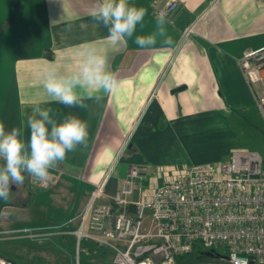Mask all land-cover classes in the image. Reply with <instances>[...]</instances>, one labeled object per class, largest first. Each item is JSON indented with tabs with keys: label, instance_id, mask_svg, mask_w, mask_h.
Wrapping results in <instances>:
<instances>
[{
	"label": "crops",
	"instance_id": "1",
	"mask_svg": "<svg viewBox=\"0 0 264 264\" xmlns=\"http://www.w3.org/2000/svg\"><path fill=\"white\" fill-rule=\"evenodd\" d=\"M167 1L129 0L147 14L126 44L112 47L107 28L89 15L97 0H0V123L6 130L21 129L27 142L26 120L39 104L51 109L58 122L76 115L87 122L89 131L87 147L67 153L49 170L47 182L34 183L24 173V183L11 187L14 204L2 209L0 228L45 227L76 218L68 225L75 231L91 195L108 172L109 182L128 146L138 150L128 155L129 166L145 168L146 186L163 182L152 165L179 167L229 159L234 146L209 160L190 140L215 134L226 138L231 132L225 120L230 110L248 122V115L258 110L238 60L246 49L264 45V2L177 0L165 25L172 43L161 44L164 38L157 35L155 45L139 47L135 37L156 33V10ZM83 46L108 58L119 87L102 94L100 103L85 100L87 108L52 101L42 86L43 70L52 65L61 72L74 70ZM137 131V140L129 143ZM21 215L28 221L22 223ZM53 232L50 239L64 234Z\"/></svg>",
	"mask_w": 264,
	"mask_h": 264
},
{
	"label": "built area",
	"instance_id": "2",
	"mask_svg": "<svg viewBox=\"0 0 264 264\" xmlns=\"http://www.w3.org/2000/svg\"><path fill=\"white\" fill-rule=\"evenodd\" d=\"M177 5L168 0L156 13L170 17ZM238 63L264 120V45L246 49ZM145 171L131 166L115 195L99 203L107 173L71 232L79 242L92 241L110 251V264H178V257L196 246L213 255L205 253L208 259L191 264H264V159L258 152L237 148L226 161L159 169L164 180L152 191L143 188ZM136 190L138 199L132 201ZM74 219L0 229V236L47 241L50 232H62ZM0 264L18 263L0 256Z\"/></svg>",
	"mask_w": 264,
	"mask_h": 264
},
{
	"label": "clouds",
	"instance_id": "3",
	"mask_svg": "<svg viewBox=\"0 0 264 264\" xmlns=\"http://www.w3.org/2000/svg\"><path fill=\"white\" fill-rule=\"evenodd\" d=\"M147 10L130 5L129 0H97L89 15L107 28V41L112 47L127 43L133 37L138 24H142ZM166 14L156 16V33L136 36L134 43L141 48L157 43V35L163 37V45L172 39L166 35ZM68 30L71 29L69 24ZM77 67L61 72L55 65L42 72L43 89L52 101L68 107L87 108L85 100L100 103L102 94H111L119 87L116 74L109 70L108 58L96 48L83 46ZM51 109L37 104L26 120L29 139H22V130L13 127L6 130L0 123V200L7 201L13 185H22L27 173L33 182L44 183L50 179V169L66 159V154L88 145L89 131L86 121L76 115H68L57 121Z\"/></svg>",
	"mask_w": 264,
	"mask_h": 264
},
{
	"label": "rangeland",
	"instance_id": "4",
	"mask_svg": "<svg viewBox=\"0 0 264 264\" xmlns=\"http://www.w3.org/2000/svg\"><path fill=\"white\" fill-rule=\"evenodd\" d=\"M238 117L239 116L234 112V109L229 111L228 117L225 116L226 126L231 129L230 136H227L226 138L223 136L220 137V135L217 134H215L217 137L206 135L198 138L195 136L190 140V145H197L198 148L202 149L206 155L209 156V160L215 159L221 151L226 150L227 153H229L232 146H234L233 149L240 148L256 151L264 159V120L262 115L256 109L252 115H248L249 122ZM139 133L140 132L137 131V133L133 136V140L131 139L129 143H134L137 140ZM137 151L138 150L135 148L131 149V146H128L124 150L120 156V158H122L121 161L119 158L115 171L113 170L109 182H107L104 186L103 191H105V198L98 199L99 203H105L104 201L107 198H109L107 200H110L112 196L115 195L116 191L121 188L122 180L127 178V172H129L130 167L138 166H129L130 163L128 161V155L136 153ZM185 165L186 164L178 166L184 167ZM152 166H154L153 168L157 171L159 169H165L166 167H176V165ZM162 180H164V177ZM143 186L145 190L152 191L154 189L152 185ZM137 191L138 190L130 196V200L138 199L139 195ZM8 211L9 210H4L5 213H8ZM20 217H24V215H21ZM24 218L25 219L21 221L22 223L28 221L26 216ZM38 221L40 220H37V222ZM59 222L65 223V221ZM7 227H9V224H5L4 228L0 229H8ZM70 230L69 226H65L63 228L65 233L62 231L64 234L52 237L47 241H41V243L38 241H32L26 236H0V256L9 258L14 262L16 261V263L20 262L21 264H110L112 257L110 251L104 252L102 248L92 241L84 239L79 242L78 238L75 235H72ZM50 233L52 235V233L55 232ZM79 248H81V250ZM83 249H85V251H83ZM218 250L225 252L222 249ZM86 251L89 252V254H87ZM199 261L200 260L196 262Z\"/></svg>",
	"mask_w": 264,
	"mask_h": 264
},
{
	"label": "trees",
	"instance_id": "5",
	"mask_svg": "<svg viewBox=\"0 0 264 264\" xmlns=\"http://www.w3.org/2000/svg\"><path fill=\"white\" fill-rule=\"evenodd\" d=\"M13 201L11 198V191H10V195L7 201L5 200H0V213L2 211V209L5 206H9V205H13ZM133 207V206H132ZM205 250L202 248V246H196L194 251L189 253V254H184L182 256L178 257V264H183V262L186 263H193L194 261L200 260V259H208V257L205 255Z\"/></svg>",
	"mask_w": 264,
	"mask_h": 264
},
{
	"label": "water",
	"instance_id": "6",
	"mask_svg": "<svg viewBox=\"0 0 264 264\" xmlns=\"http://www.w3.org/2000/svg\"><path fill=\"white\" fill-rule=\"evenodd\" d=\"M107 250L106 249H104V252H106ZM206 255H213V252L212 251H208V252H206Z\"/></svg>",
	"mask_w": 264,
	"mask_h": 264
}]
</instances>
